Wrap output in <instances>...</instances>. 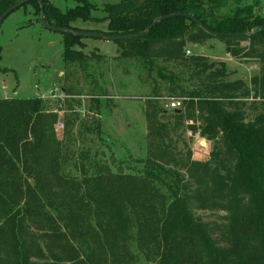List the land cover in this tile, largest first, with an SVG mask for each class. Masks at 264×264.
I'll return each instance as SVG.
<instances>
[{"label":"trees","instance_id":"trees-1","mask_svg":"<svg viewBox=\"0 0 264 264\" xmlns=\"http://www.w3.org/2000/svg\"><path fill=\"white\" fill-rule=\"evenodd\" d=\"M22 1L0 0V15ZM77 1L66 11L49 0L43 9L38 0L21 6L32 5L39 20L43 15L67 30L65 61L81 55L74 47L84 37L74 32L85 30L72 25L77 20H106L107 30L100 32L126 37L146 31L159 17L188 14L221 33L214 36L176 15L144 36L115 41L120 56L135 55L152 67L162 59L191 70L193 89L182 85L183 74L162 68L158 73L172 93L186 97L183 110L173 113L200 122L193 129L207 147L197 145L202 156L190 148L178 151L157 133L143 168L95 165L80 179L63 172L68 144L55 129L58 113L37 96L1 98L0 264H138L141 256L156 264H264V16L256 12L261 0H121L104 4V17L92 15L96 5ZM230 1L235 8L221 12ZM214 37L228 50L248 41L240 47L243 55L261 63L251 85L225 80L224 62L185 57L188 42ZM70 126L67 120L64 134L71 135ZM169 166L184 170L179 196L158 184ZM207 211L213 219L198 213Z\"/></svg>","mask_w":264,"mask_h":264},{"label":"rangeland","instance_id":"rangeland-1","mask_svg":"<svg viewBox=\"0 0 264 264\" xmlns=\"http://www.w3.org/2000/svg\"><path fill=\"white\" fill-rule=\"evenodd\" d=\"M49 1L62 11L78 4L77 0ZM87 1L96 5L92 11L94 17H104L102 6L121 0ZM252 1L243 2L251 4ZM234 8L235 4L230 1L221 12L228 13ZM256 12L264 16V0ZM72 25L85 31L107 30L106 20H77ZM248 45V41H242L228 50L225 42L214 37L188 42L184 52L185 57L202 55L210 61L224 62L228 73L225 80L241 79L251 85V80L260 73L261 63L256 57L243 55L240 47ZM0 49V99L33 97L45 89L64 91L63 88H67L71 93L63 100H43L47 110L57 109L61 115L63 129L57 134L68 144V150L64 148L63 172L70 176L81 179L91 174L95 165L109 166L113 171L139 170L149 155L150 141L157 133L178 151L186 152L190 148L194 155L202 156L197 152V145L207 147V139L193 129L200 126V122L175 116L172 110L164 108L161 99L181 97L186 100V97L179 91L172 93L158 69L162 68L166 74L170 71L183 74L182 85L193 89L196 79L190 69L162 59L156 60L157 67L148 66L135 55L120 56L115 41L92 37L84 38L74 47L81 54L79 58L65 61L62 32L44 27L30 4L14 10L2 22ZM187 50L191 54L188 55ZM247 113L249 118L254 115L251 108ZM67 120L71 122V135L64 134ZM182 173V169L167 167L159 177V186L170 196H179ZM198 213L205 219H213L215 215L209 211ZM133 250L137 251L135 246ZM138 264L156 263L141 256Z\"/></svg>","mask_w":264,"mask_h":264},{"label":"water","instance_id":"water-1","mask_svg":"<svg viewBox=\"0 0 264 264\" xmlns=\"http://www.w3.org/2000/svg\"><path fill=\"white\" fill-rule=\"evenodd\" d=\"M27 1L28 0H24V1H22V2H20L18 4H16V5H13L12 7L8 8L5 12H3L2 15H0V25L10 13H12L14 10L20 8ZM38 1H39V4H40L41 8L43 9V0H38ZM176 15H183V16H187V17L191 18L193 21H196L199 24V26L202 29H204L207 33H210V34H212L214 36H220L221 35V33L212 32V31L208 30L204 26V24L202 22H200L196 17L188 15V14H170V15L159 17L151 25H149V27L146 29V31H149L159 21H161V20H163L165 18L176 16ZM40 20H41L42 24L44 25V27H46L49 30L60 31V32H66L67 31L66 29H58L56 26L48 24L46 22V20L44 19L43 15H41ZM146 31H143V32L138 33V34H133V35H130V36H126V37L111 36V35H108L106 33L95 32V31H77V32H74V34L78 35L80 37H84V38H88V37L104 38V39H107V40L116 41V40L123 39V38H136V37L144 36ZM180 111H181L180 109L177 110V112H180Z\"/></svg>","mask_w":264,"mask_h":264},{"label":"built area","instance_id":"built-area-1","mask_svg":"<svg viewBox=\"0 0 264 264\" xmlns=\"http://www.w3.org/2000/svg\"><path fill=\"white\" fill-rule=\"evenodd\" d=\"M186 52L188 55L191 54L190 50H187ZM35 88L39 89V86L35 85ZM61 90L62 89H56V91H53L52 89L40 90L39 93L37 94V97L41 98L42 100H47V99L63 100V98L68 97V95L65 94V91H61ZM161 99L164 101L163 102L164 108L166 110H172V111L182 109L185 101V99L181 97H162ZM51 111H54L59 115V119L55 125L56 131L63 129V121L61 120V115L59 111L57 109H53Z\"/></svg>","mask_w":264,"mask_h":264}]
</instances>
